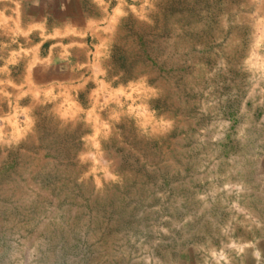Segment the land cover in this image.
I'll return each instance as SVG.
<instances>
[{"label": "rangeland", "instance_id": "1", "mask_svg": "<svg viewBox=\"0 0 264 264\" xmlns=\"http://www.w3.org/2000/svg\"><path fill=\"white\" fill-rule=\"evenodd\" d=\"M30 2L0 0V264H264V0Z\"/></svg>", "mask_w": 264, "mask_h": 264}, {"label": "crops", "instance_id": "2", "mask_svg": "<svg viewBox=\"0 0 264 264\" xmlns=\"http://www.w3.org/2000/svg\"><path fill=\"white\" fill-rule=\"evenodd\" d=\"M57 0H35L34 3H31L30 5V10H29V14L30 16H40L43 13H45L47 10H49V12L54 13L53 9L55 7H57L56 3ZM61 2L60 7L58 10V13L61 12V14L63 12L66 11V9L63 11L61 10V5L63 3L67 4L66 8H69L70 10V15L72 13H75L74 15H78V16H70L68 17L67 15H64V17L62 18V26L63 28H68L67 24H70L69 26H78L79 28H84V26H86L87 22L86 21H91V22H97V20L102 17V13H103V7L102 4L100 3V0H59ZM74 5L77 8H74ZM90 6V7H97L101 10V14L99 16L93 17V16H88V15H83V10L85 8V6ZM81 7V8H80ZM52 9V10H51ZM56 12V11H55ZM85 23V24H84Z\"/></svg>", "mask_w": 264, "mask_h": 264}]
</instances>
